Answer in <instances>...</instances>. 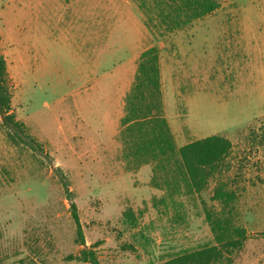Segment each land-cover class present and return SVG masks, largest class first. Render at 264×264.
<instances>
[{"label": "rangeland", "instance_id": "374dc122", "mask_svg": "<svg viewBox=\"0 0 264 264\" xmlns=\"http://www.w3.org/2000/svg\"><path fill=\"white\" fill-rule=\"evenodd\" d=\"M152 46L176 145L211 135L233 144L227 171L177 198L184 220L156 204L164 191L151 185V165L129 167L118 133L134 57ZM0 54L24 125L17 136L0 119V264H91L70 259L86 246L101 264H164L214 243L205 209H221L212 199L219 182L236 192V222L247 231L223 264H264V0H222L174 32L160 25L154 0H0ZM129 60L115 102L111 75ZM96 78L92 98L75 105L69 96Z\"/></svg>", "mask_w": 264, "mask_h": 264}, {"label": "trees", "instance_id": "16d2710c", "mask_svg": "<svg viewBox=\"0 0 264 264\" xmlns=\"http://www.w3.org/2000/svg\"><path fill=\"white\" fill-rule=\"evenodd\" d=\"M160 25L167 32L183 31L196 20L204 19L220 9L222 0H154ZM124 115L120 120L123 155L129 167L139 170L151 165V185L164 191L157 203L177 209V218H185L182 196L201 194L214 177L227 171V159L232 142L221 135H211L182 147L176 145L170 125L164 116L159 48L152 46L139 58L134 83L126 95ZM0 119L15 135L23 131V123L15 120L12 112L10 77L5 57L0 54ZM21 138V137H20ZM68 190V189H67ZM71 200V211L76 224V242L85 245L83 227L77 205ZM213 201L221 209H205V219L213 234L214 243L185 251L164 264H223L231 263L232 255L243 249L247 231L236 222L237 194L227 183L219 182L213 191ZM128 222L136 224V217L126 212ZM70 259L101 264L97 253L87 246L80 255Z\"/></svg>", "mask_w": 264, "mask_h": 264}, {"label": "crops", "instance_id": "0c3cea01", "mask_svg": "<svg viewBox=\"0 0 264 264\" xmlns=\"http://www.w3.org/2000/svg\"><path fill=\"white\" fill-rule=\"evenodd\" d=\"M150 48V47H149ZM148 47H144L140 53L138 54V56L135 58L134 57V60H133V64H134V79L130 80V85L134 83V80H135V75H136V72H137V67H138V63H135V60L138 61L139 58H140V55L146 51L147 49H149ZM161 62V61H160ZM130 60L125 62V63H122L119 65V68L117 70V72L114 74H112L111 76H116V79H115V82L116 84L119 86H117V93L118 95L116 96L115 98V102L119 100V97H120V92H121V82H125V80L123 79V75L124 73H126V71L129 69L130 67ZM162 63H161V77H162V80H163V70H162ZM132 81V82H131ZM100 81L98 80V78H96L95 80H92V81H88L85 83V85H83V87L79 88V89H76L69 97L72 98L73 101H75V105H77V102L79 99L78 97H81V99L83 98H87V100H89L90 98H92L94 92H92L91 90H89V85L90 84H93V85H98ZM126 91H130V87L126 89ZM128 94V93H127ZM126 92L124 91V98H123V107H124V103H125V98H126ZM163 98H164V113H165V117L168 121V118H167V105H166V95H165V92H164V88H163ZM115 104V103H114ZM114 113H115V110H114ZM122 113H121V109H120V115H118V118H117V126L120 127V120L122 118ZM84 116V115H83ZM85 119V118H84ZM86 123V122H85ZM119 123V125H118ZM169 123V121H168ZM88 124V122H87ZM89 125V124H88ZM170 125V123H169ZM171 127V125H170ZM97 132V131H96ZM100 133V131H98ZM118 133H120V131L118 130ZM117 136V134H116ZM145 166H148V165H145ZM143 168V167H142Z\"/></svg>", "mask_w": 264, "mask_h": 264}]
</instances>
